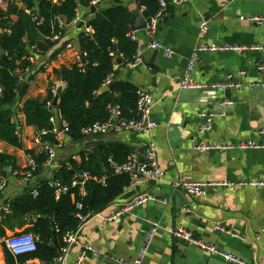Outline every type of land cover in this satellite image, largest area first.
Returning <instances> with one entry per match:
<instances>
[{
    "label": "crops",
    "instance_id": "crops-1",
    "mask_svg": "<svg viewBox=\"0 0 264 264\" xmlns=\"http://www.w3.org/2000/svg\"><path fill=\"white\" fill-rule=\"evenodd\" d=\"M132 3L133 0H103L97 10ZM78 13L84 22L92 15L90 9L82 7L78 8ZM139 13L136 11V15ZM253 15H264V0H191L181 6L168 7L166 17L153 36L160 42L161 50L146 48L151 39L144 30L133 33L141 50L140 61L132 67L117 69V79L136 89H144L152 96L151 119L156 128L143 135L123 132L95 140L83 138L75 143L63 136L62 147L55 151L56 163L67 164L73 160L79 164V152H85L95 142L122 145L138 158H142L147 143H154L158 166L165 172L164 180L129 188L124 196L104 209L103 214L114 213L119 204L142 193H152L166 200L167 205L148 203L112 223H103L100 218L89 220L78 236L97 252L87 254L82 264H113L110 257L136 260L149 230V220L158 221L160 227L144 264H224L219 256L172 239L171 231L177 228L235 254L247 264H264V234L260 233L264 227V188L242 187L234 192L217 188L202 198H192L184 192L182 195L174 193L171 188V183L177 179L233 183L264 180V150L207 153L195 149L200 143L256 141L264 144V136L257 135V131L264 128V72L257 71V65H264V25L255 26L239 20ZM201 23L207 26L203 38L199 35ZM82 30L80 24L69 25L63 42L67 41L77 49V38ZM200 45H236L243 51L198 52L192 78L206 88L202 91L179 89L189 60ZM165 50L171 51L172 57H166ZM74 63V52L63 47L52 60L36 64L35 59L32 69L27 71L30 79L26 77L23 81L25 93L14 102L12 115L13 121L20 125L21 147L0 143V152L11 156L17 168L25 167L28 152L42 154L32 141L38 129L24 124L23 103L27 100L42 102L50 95L54 96L63 85L57 81L53 70ZM226 81L241 87L232 90L212 88ZM225 100L232 103L227 108V115L216 118L209 133L199 135L198 114L220 112ZM51 110L58 120L56 107ZM52 170L43 168L39 177L43 179ZM25 187L15 177L7 175L0 204L22 195ZM215 225L224 226L245 241L218 234ZM27 227L29 224L14 231L6 230V237L21 233ZM78 255L79 249L71 247L60 264H75ZM3 263L0 245V264ZM31 264L40 263L33 261Z\"/></svg>",
    "mask_w": 264,
    "mask_h": 264
},
{
    "label": "trees",
    "instance_id": "trees-1",
    "mask_svg": "<svg viewBox=\"0 0 264 264\" xmlns=\"http://www.w3.org/2000/svg\"><path fill=\"white\" fill-rule=\"evenodd\" d=\"M92 1L63 0L54 4L51 0H15L0 11V142L15 148L21 147L18 138L20 125L13 121L12 115L14 102L25 93V88L20 91L23 81L26 77L30 79L26 74L33 67L29 58L37 60L46 56L48 61L54 59L67 44V41L62 40L65 30L59 28L58 20L70 24L77 9H90ZM158 10L159 0H133L128 6L116 4L96 10L86 22L92 34L86 35L81 31L77 38V49L84 54L86 71L78 62L53 70L57 81L63 84L56 109L60 118L67 123L65 136L71 142L82 141L81 129L107 120L113 107H117L125 119L134 117L137 89L117 79V70H114L116 55L112 47H117V55L121 59L118 69L132 63L137 51V44L132 39L136 11L149 20ZM55 35L60 37L56 41L52 40ZM110 76L112 87L101 93L100 89ZM55 97L56 94L50 95L42 102L25 101L22 105L24 124L38 131L51 130L53 112L47 103L53 104ZM43 141L52 146L62 143V139L52 134L43 137ZM28 155L38 164L46 159L44 154L28 152ZM129 155V150L119 144L92 143L85 152H79V164L73 160L60 164L54 179L69 185L75 172L87 171L96 181L87 183L84 195H80L75 188L58 199L49 182L39 177L43 168H38L34 173V187L28 185L22 195L10 199V212L2 215L0 220L3 264H29L33 261L55 264L66 247V235L75 233L81 225L79 215L100 213L124 196L130 180L126 175L115 174L108 159L123 163ZM21 171L11 156L0 152L1 175L7 178L8 174H19ZM34 188L37 192L35 197L32 195ZM77 203L81 204V210L76 208ZM26 224L29 227L21 233H30L35 237L36 250L30 254L13 256L2 242L6 238V230L21 229Z\"/></svg>",
    "mask_w": 264,
    "mask_h": 264
},
{
    "label": "built area",
    "instance_id": "built-area-1",
    "mask_svg": "<svg viewBox=\"0 0 264 264\" xmlns=\"http://www.w3.org/2000/svg\"><path fill=\"white\" fill-rule=\"evenodd\" d=\"M52 3L57 4L63 0H51ZM103 0H94L91 2L90 7L97 6ZM15 2V0H0V11L6 9L8 4ZM191 0H159V10L158 12L151 17L149 20H146V27L144 29L145 34L151 39L150 43L147 45V49L150 50H161L162 46L160 42L153 39V36L156 33L158 25L166 17L167 9L169 6H181L183 4L189 3ZM239 20L246 21L255 26L264 25V15H253L247 17H240ZM80 24L83 28V32L86 35L92 34V30L86 25L78 13V9L75 15V18L71 21L70 24L66 25L62 19L58 20V26L60 29L65 30L66 27L75 26ZM207 31V26L205 23L199 25V35L200 38H203ZM2 29L0 27V33ZM60 37L59 35L53 36L52 40L56 41ZM132 39L135 41V37L132 36ZM65 48L74 52L76 62L80 63L79 60V51L74 49L71 44H66ZM203 51H233L241 52L243 48L236 45H224L220 47L200 45L189 60L187 69L185 70L180 83L179 89L182 90H198L202 91L206 88L205 85L196 83L193 78V72L195 70V62L197 61V53ZM173 53L169 50H165L166 57H172ZM119 57V55H117ZM141 58V50L137 47L136 56L132 63L128 64L126 67H132L136 65ZM29 61L31 63L35 62L34 57H30ZM80 66L82 64L80 63ZM83 67V66H82ZM118 69V65L114 66V70ZM258 72H264V65H257ZM112 82V76L108 77L104 86H107ZM62 84V83H61ZM63 85V84H62ZM241 85L233 84L231 81H226L223 84L213 85V89H239ZM55 94V91H53ZM137 100L134 111V117L131 119H125L121 117L120 111L117 107L110 109V114L107 120L104 122H95L91 125L85 126L81 129L80 134L84 139L95 140L99 137H104L108 135H114L118 133H131L137 135L147 134L156 128V123L151 119V111L153 107L152 96L145 91L144 89H137L136 91ZM232 103L228 100H225L221 103L223 109L220 112H201L198 114V119L200 124L197 128L199 135L207 134L212 130V123L216 118H222L227 115V108L231 107ZM47 107L53 108L51 103H47ZM59 116V115H58ZM50 123L52 125L51 130H41L38 131L33 136V144L37 145L40 149V153L46 156L45 161L42 164H38L36 160L29 157L27 159L25 167L18 174L16 172L12 173L11 176L15 177L19 182L24 186H33L35 185V176L34 173L38 168H47L55 169L56 171L60 168V165L56 163V149L62 147L61 143L57 145H50L47 142L43 141V137L48 134L56 136L58 139H62L65 134H67V123L62 120L59 116L58 120L54 117V114L50 118ZM257 135L264 136V128L257 131ZM1 143V142H0ZM196 151L202 152H217V153H229V152H245V151H254V150H264V144L258 143L256 141L248 142H239V143H200L195 147ZM109 164L115 174H123L128 176L130 180L129 188H136L137 186L149 184V183H160L165 178V172L160 169L156 160V147L154 143H147L144 146L142 158H138L135 154H130L126 161L123 163H117L113 159H108ZM90 181H96L95 178L87 171H78L75 172L72 180L69 185H64L60 181L52 178L49 181V186L54 189V194L56 199L60 196L67 194L71 189L77 188L80 195L85 194V186ZM6 186V178L0 173V196L3 193V190ZM242 187H256L264 188V180L259 181H249V182H240L233 183L229 181H216V182H196L188 180H174L171 183V188L174 193L178 191L184 192L189 197L192 198H202L212 189H225L231 192L236 191ZM128 188V189H129ZM32 195L37 196L35 188L32 191ZM9 200L0 204V220L2 215L9 214ZM148 203H156L160 205H167V201L159 198L158 196L152 193H142L136 194L128 201L118 205L116 211L109 215H104L103 211L97 214L86 216L79 215L78 218L81 221V225L75 233H69L66 235L65 242L66 247L62 251V255L55 261V264L62 263L65 255L68 253L71 247H77L79 249V255L77 257L75 264H82L87 254L96 253L97 251L90 246L89 244L83 242L79 238L78 232L82 227L93 218H100L103 223H112L118 221L120 217L125 214L131 213L133 210L145 206ZM76 208L78 210L82 209L81 204L77 203ZM149 230L144 240V244L140 250L139 256L136 260L130 261L118 257H110V260L113 264H144V258L149 250L151 243L154 240L157 229L160 227L159 222L156 220H149ZM214 230L220 234L231 237L233 239H238L245 241V239L238 235L237 233L225 228L222 225H215ZM260 233L264 234V227L261 229ZM172 239L186 243L189 246H193L196 249L207 252L210 255L219 256L224 260V264H247V262L240 257L236 256L233 253L219 249L217 246L208 243L204 240L195 238V236L183 229L177 228L171 231ZM4 245L8 251L13 256H20L25 254H30L36 250V241L35 237L30 233H18L12 234L9 237L4 239ZM32 263V262H31ZM29 263V264H31Z\"/></svg>",
    "mask_w": 264,
    "mask_h": 264
},
{
    "label": "water",
    "instance_id": "water-1",
    "mask_svg": "<svg viewBox=\"0 0 264 264\" xmlns=\"http://www.w3.org/2000/svg\"><path fill=\"white\" fill-rule=\"evenodd\" d=\"M35 1L38 2L40 0H35ZM97 9H98V6L91 7L90 8L91 13L93 14ZM131 9L133 10V7L132 6H131ZM35 11L38 13V9H36ZM145 27H146V20L143 17L142 13L140 12L135 17V22H134V25L132 27V32L134 33V32L140 31V30H144ZM27 50L30 51V48H27ZM112 52L116 55V64L117 65L121 64V59L117 56V47L115 45L112 47ZM46 60H47V57L46 56H41V57H39L36 60V64L45 62ZM79 60H80V63L82 64V66H83V69L86 71L84 54L81 53V52L79 53ZM24 85H25V83L22 84L20 90H22V88L24 87ZM111 87H112V82L109 83L107 86H103L100 89V92L101 93L107 92V91L110 90ZM61 90H62L61 87H58V89L56 91V97H55V99L53 101V104H52L53 107H57L58 95L60 94ZM18 138L20 140V129H18ZM56 172L57 171L55 169H53L49 175H47L46 177H44L42 179V181H44V182L50 181L55 176ZM8 175H10V174H8ZM177 193L182 195V192L181 191H178Z\"/></svg>",
    "mask_w": 264,
    "mask_h": 264
},
{
    "label": "rangeland",
    "instance_id": "rangeland-1",
    "mask_svg": "<svg viewBox=\"0 0 264 264\" xmlns=\"http://www.w3.org/2000/svg\"><path fill=\"white\" fill-rule=\"evenodd\" d=\"M90 140H92V139H90Z\"/></svg>",
    "mask_w": 264,
    "mask_h": 264
}]
</instances>
